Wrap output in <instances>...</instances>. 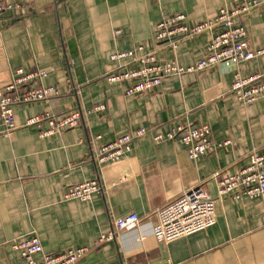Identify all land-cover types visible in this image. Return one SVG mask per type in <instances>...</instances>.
Masks as SVG:
<instances>
[{
    "label": "crops",
    "instance_id": "1",
    "mask_svg": "<svg viewBox=\"0 0 264 264\" xmlns=\"http://www.w3.org/2000/svg\"><path fill=\"white\" fill-rule=\"evenodd\" d=\"M0 89L18 70L47 71L44 86L60 96L14 108L18 128L0 136V264H26L13 241L39 237L46 253L92 246L118 218L136 214L157 222L155 211L195 186L218 198L217 171L243 168L254 148L264 149V99L244 106L232 92L237 69L218 64L170 77L151 92L125 95L105 77L110 56L143 46L160 61L190 66L205 55L214 34L183 38L175 47L157 43L163 14L184 12L192 24L213 19L233 0H0ZM248 46L264 48V5L243 19ZM116 31H121L119 37ZM246 77L264 75V56L241 64ZM105 105L103 112H93ZM92 111L81 125L42 137L27 119L49 112ZM208 125L214 144L228 142L199 160L173 140L156 142L178 126ZM45 124V128H48ZM145 129L131 150L99 167L92 150ZM100 137L98 142L95 137ZM98 180L90 200H66L68 187ZM149 233L148 229H143ZM141 230L88 253L77 264H264V205L223 197L213 226L169 243L142 239Z\"/></svg>",
    "mask_w": 264,
    "mask_h": 264
},
{
    "label": "built area",
    "instance_id": "2",
    "mask_svg": "<svg viewBox=\"0 0 264 264\" xmlns=\"http://www.w3.org/2000/svg\"><path fill=\"white\" fill-rule=\"evenodd\" d=\"M234 7L222 8L213 19L192 24L184 12L163 14L156 26L157 43H166L173 47L183 38H191L207 31L214 34L204 56L190 66H182L176 61H160L155 52L137 46L127 51H116L110 56L115 70L105 79L111 84L125 86V95L144 94L158 88L165 79L180 77L186 73L203 72L218 64L234 66L237 72L232 83V92L238 100L249 106L264 99V75L255 73L242 76L238 67L248 61L264 56V48L257 51L248 46V31L243 19L260 9L264 0H233ZM11 6L0 3V13ZM121 31H116L119 37ZM48 76L47 71L18 70L11 81L0 89V136L9 137L19 126L14 108L19 105L48 101L60 96L58 88L44 86L41 81ZM105 105H98L93 112L105 111ZM92 111L75 110L65 114L43 113L27 119L24 127H36L42 137L74 129L82 124ZM48 128H45V124ZM148 131H138L121 136L109 143H96L92 150L95 163L101 167L107 162H115L131 150L132 143ZM155 141L180 142L187 148L191 160H199L209 155L213 149L223 148L228 142L214 144L208 125L199 127L178 126L172 128L166 137L157 135ZM100 137H95L98 142ZM213 178L218 182V198L207 195L202 186H195L183 193L177 200L155 211L156 223L142 222L136 214H129L113 221L111 229L102 234L90 247L67 249L59 253H46L38 236L33 235L13 241L11 247L19 252L26 264H77L88 253L100 249L125 233L148 229L142 239L151 237L157 243H169L213 226L216 222V205L223 197L235 200L246 197L259 200L264 205V149L254 148L247 164L235 174L217 171ZM101 191L98 180L70 186L64 199L88 201L94 193Z\"/></svg>",
    "mask_w": 264,
    "mask_h": 264
}]
</instances>
